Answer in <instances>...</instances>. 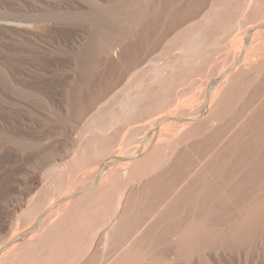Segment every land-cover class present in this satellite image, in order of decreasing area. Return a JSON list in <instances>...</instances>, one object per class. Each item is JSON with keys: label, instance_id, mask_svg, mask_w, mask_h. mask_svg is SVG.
<instances>
[{"label": "bare ground", "instance_id": "6f19581e", "mask_svg": "<svg viewBox=\"0 0 264 264\" xmlns=\"http://www.w3.org/2000/svg\"><path fill=\"white\" fill-rule=\"evenodd\" d=\"M10 11L0 264H264V0Z\"/></svg>", "mask_w": 264, "mask_h": 264}, {"label": "rangeland", "instance_id": "374dc122", "mask_svg": "<svg viewBox=\"0 0 264 264\" xmlns=\"http://www.w3.org/2000/svg\"><path fill=\"white\" fill-rule=\"evenodd\" d=\"M21 2L22 0H0V20L8 18L12 14H14L10 11L11 8H19V4ZM5 44L6 40L4 39V35L0 33V56H2V58H5V56L7 55ZM0 143L8 145L6 140L1 138ZM19 165L20 163H16L10 166L5 157L0 158V206L4 205L3 207H9L11 215H16L19 213L17 205L21 201H24L21 196L17 195L18 182L15 179H18L19 176H12L11 173V169L14 167H18ZM9 200H12V202ZM3 211H5V209ZM1 225L2 224L0 223V237L6 234V231L3 230ZM237 252L240 253V257H229L228 260L224 261V264H261L260 262H262L263 260V258L258 257L255 249L253 247L251 248L250 245L242 246L239 250H237ZM210 255L206 257V253H204L200 257L196 258L199 260L200 264H204L205 259H208V261H212L214 257H210Z\"/></svg>", "mask_w": 264, "mask_h": 264}]
</instances>
